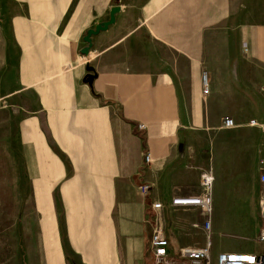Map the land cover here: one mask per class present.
<instances>
[{
    "label": "crops",
    "instance_id": "0c3cea01",
    "mask_svg": "<svg viewBox=\"0 0 264 264\" xmlns=\"http://www.w3.org/2000/svg\"><path fill=\"white\" fill-rule=\"evenodd\" d=\"M231 1L130 0L124 4L122 0H77L74 6V0H19L12 25L20 56L8 69L7 85L31 83L10 95L6 109L10 116L16 114L17 106L26 110L23 97H34L35 107L29 109L33 119H23L15 140L21 150L28 145L43 149L49 136L68 154L74 167H101L98 173L107 176L101 181V190L85 197L105 198L108 208L115 203L120 209L124 218L117 225L130 235L123 243L126 253L121 261L125 264H139L146 253L142 240L149 214L155 217L152 235L159 226L167 232L171 255L177 256L184 246L205 244L203 229L194 226L205 219L201 211L174 206L172 200L178 194H202L201 177L206 172L214 176L213 261L222 251L264 252V247L254 245H264L258 240L263 225L261 208L257 221L251 209L254 190L261 192V199L264 193L260 182L264 168V29L240 32L245 39L257 37L253 50L257 60L250 78L240 76L242 66L234 57L204 64L209 33L229 23ZM114 6L121 7L116 23L93 36L92 51L85 56L81 50L87 45L84 37L88 29L109 20ZM181 57L189 59L188 81ZM91 59L96 60L93 66L98 75L89 84L85 80L88 72L81 64ZM204 72L208 93L204 92ZM47 73L50 76L42 78ZM244 85L252 90L243 96L253 108L247 116L220 105L230 101L228 93L232 95L236 86ZM114 117L128 124L131 139L142 141L132 161V192L117 178L123 142L121 132L118 139L114 129ZM226 117L234 118L236 126L225 127ZM140 123H145L146 129H139ZM148 153L152 157L149 163L145 160ZM59 163L57 182L66 174L61 160ZM144 183L150 185L147 196L140 190ZM66 193L81 196L79 191ZM34 194L54 197L52 191ZM155 202L162 203L160 210L153 208ZM227 222L236 224L233 235L251 229L253 245L225 248L221 235L230 227ZM108 243L102 239L91 244L97 264L112 263L113 258L104 254ZM75 246L80 247L76 252L86 253L84 244ZM152 253L149 264H154Z\"/></svg>",
    "mask_w": 264,
    "mask_h": 264
},
{
    "label": "rangeland",
    "instance_id": "374dc122",
    "mask_svg": "<svg viewBox=\"0 0 264 264\" xmlns=\"http://www.w3.org/2000/svg\"><path fill=\"white\" fill-rule=\"evenodd\" d=\"M129 1L122 0V3ZM231 2L232 17L229 23L209 33L204 64L213 59L228 61L234 57L236 64L242 66L239 67L238 73L246 80L247 76L250 78L257 60L253 53L256 49L255 45L257 46V37L246 38L252 41V45H249L247 40L241 37L240 32L264 29V0H232ZM76 3L77 0H74V6ZM22 5L25 6L24 3ZM19 6V0H0V264H97L93 257L94 248L90 246L102 239L109 242L104 254L109 259L113 258L110 260L112 263L108 264H125L121 261L123 253H126L123 243L130 240V235L123 233V229L117 225L124 218L120 209L114 207L115 203L111 209L108 208L109 200L105 198L85 197L90 192L96 195L101 190L103 185L101 181L107 177L98 173L101 167H74L68 154L62 151L49 136H47L48 144L44 145L43 149L28 145L25 150H21L15 140L23 119L27 118V121L33 119L34 113L29 109L33 110L35 107L34 97H23L22 102L27 105L26 110L17 106L16 114L13 116H10L7 110L9 106L6 100L10 95L31 83L22 82L12 87L7 85L8 69L20 56L13 40L12 25V19L19 11ZM7 42L11 43L10 47L6 45ZM126 56L130 57V51ZM180 59L185 79L188 81L189 59L183 57ZM125 60L130 61V59ZM94 61L96 62L93 59L87 60L81 64V67L86 68L87 63L93 65ZM18 73L16 72V75L19 79ZM48 76L50 73L43 75L42 78ZM209 83L211 85L210 77ZM228 91L230 92V89ZM248 91L252 90L247 85L236 86L232 95L228 93L230 101L220 105L223 108L229 105L234 112L247 116L253 109L251 103L243 100V96L248 94ZM113 125L116 134L118 131L121 132L123 142L120 145L121 165L117 178L119 182H123L128 192H132L134 188L131 182L135 177L132 174V161L134 162L133 158L139 153L142 141L131 139L128 124L121 119L114 117ZM117 137L119 139L121 136L117 134ZM59 160L66 174L60 176L57 182L55 180L60 175ZM34 191H52L54 197L38 198ZM70 191H79L81 196L68 195L66 192ZM261 201V192L255 189L251 198L255 221L259 218ZM154 218L149 214L148 223H144L142 244L146 253H143L139 264L151 262L148 261L152 252L149 239L152 235V224L155 223ZM257 223L259 224L260 221ZM227 225L230 227H226L228 228L227 231L225 230L226 234L221 235L223 244L226 243L225 248L230 249L232 246L247 248L253 245L251 229L233 235L231 233L236 224L227 222ZM80 234L84 236L78 237ZM79 242L85 245L84 255L76 252L80 247H76L75 244ZM254 245L258 249L264 247L263 243L259 242H255ZM134 246L132 245V248ZM135 248L137 250L138 247ZM130 258H134V253ZM130 262L132 264L134 261Z\"/></svg>",
    "mask_w": 264,
    "mask_h": 264
},
{
    "label": "built area",
    "instance_id": "2783aa9c",
    "mask_svg": "<svg viewBox=\"0 0 264 264\" xmlns=\"http://www.w3.org/2000/svg\"><path fill=\"white\" fill-rule=\"evenodd\" d=\"M204 92L208 93V78L207 73L203 74ZM224 126L233 128L236 126L235 120L232 117H226L223 120ZM255 124V120L251 122ZM145 123L138 124V128L146 129ZM146 161H151V154L146 155ZM263 164L264 161L262 160ZM260 182L264 186V168L260 175ZM201 184L203 186V193L196 196H186L178 194L173 198L172 204L174 206L193 207L201 211L205 217L202 223L196 222L194 224L197 228H202L206 240L205 244L201 246H184L180 248L177 256L170 254V243L167 232L162 227H157L151 238V247L154 254V264H264V252L253 253L244 251H222L217 255L215 262L212 259V216H213V184L214 176L206 172L202 174ZM150 185L144 183L141 186V192L144 196L149 193ZM178 191V190H177ZM179 192V191H178ZM153 208L160 210L162 208L161 202H155ZM261 218L263 225L259 231L258 240L264 242V193L261 201Z\"/></svg>",
    "mask_w": 264,
    "mask_h": 264
},
{
    "label": "water",
    "instance_id": "95a60500",
    "mask_svg": "<svg viewBox=\"0 0 264 264\" xmlns=\"http://www.w3.org/2000/svg\"><path fill=\"white\" fill-rule=\"evenodd\" d=\"M121 10L120 6H114L111 8L110 11V18L109 20L100 22L95 25L94 28H90L87 31V34L84 37V41L87 43V45L81 50V52L85 56H89L92 48H93V36L98 35L101 31H106L109 29V27L116 23V14L119 13ZM86 70L88 71V74L85 77L86 82L89 84H92L94 79L97 77V71L93 65L90 63L86 64Z\"/></svg>",
    "mask_w": 264,
    "mask_h": 264
}]
</instances>
